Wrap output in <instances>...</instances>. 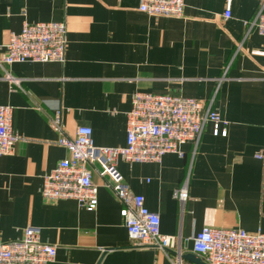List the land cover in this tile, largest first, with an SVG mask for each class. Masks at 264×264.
I'll use <instances>...</instances> for the list:
<instances>
[{"label": "crops", "instance_id": "0c3cea01", "mask_svg": "<svg viewBox=\"0 0 264 264\" xmlns=\"http://www.w3.org/2000/svg\"><path fill=\"white\" fill-rule=\"evenodd\" d=\"M140 0H0V57L23 24L65 22L63 62L0 63V105L12 107L21 137L0 155V233L21 237L29 225L56 246L49 264H207L192 250L203 227L264 232V35L249 24L264 0H185L181 18L148 16ZM137 91L194 97L216 110L222 135L204 125L183 156L116 164L131 192L158 213L173 249L133 245L123 204L92 172L97 203L41 196L43 176L69 157L58 143L89 126L97 146L126 142V113ZM60 111L59 123L53 118ZM262 153V158L256 154ZM186 182L188 198L173 191Z\"/></svg>", "mask_w": 264, "mask_h": 264}, {"label": "built area", "instance_id": "2783aa9c", "mask_svg": "<svg viewBox=\"0 0 264 264\" xmlns=\"http://www.w3.org/2000/svg\"><path fill=\"white\" fill-rule=\"evenodd\" d=\"M184 1L140 0L138 9L148 16L181 18ZM224 1L223 17L229 19L232 0ZM249 27L264 35V13L259 12ZM65 47V22L26 23L9 35L0 63L63 62ZM59 115L57 111L53 118L56 124ZM207 122L212 123L214 134H225L219 129L223 122L219 113L194 97L137 91L126 113L125 145H95L89 126H77L73 136L61 135L58 143L67 149L69 157L43 176L41 196L53 201L73 199L86 210H93L97 203L92 181L95 171L122 202L123 223L132 244L173 249L176 237L160 231L158 213L147 208L143 195L130 191L116 164L119 160L159 163L166 153L182 157L181 146L187 142L196 145ZM20 138L12 128V107L0 105V155L11 154ZM173 196L181 203L188 198L186 182L173 191ZM192 250L207 264H264V232L261 228L248 232L243 228L203 227L192 237ZM55 254L56 246L40 240L37 226L25 227L21 237L12 240H3L0 233V264H49ZM170 261L180 264L179 255Z\"/></svg>", "mask_w": 264, "mask_h": 264}]
</instances>
